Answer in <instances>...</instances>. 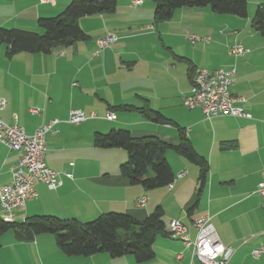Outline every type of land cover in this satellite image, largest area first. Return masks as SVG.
Wrapping results in <instances>:
<instances>
[{"label": "crops", "instance_id": "1", "mask_svg": "<svg viewBox=\"0 0 264 264\" xmlns=\"http://www.w3.org/2000/svg\"><path fill=\"white\" fill-rule=\"evenodd\" d=\"M131 0H117L114 13L79 20L88 40L71 47H57L50 54L19 53L6 57L0 45V98L7 100L2 120L32 135L51 120L60 123L45 136L47 167L61 177L51 191L36 183L37 198L14 213L22 223L31 216H54L85 223L109 213H123L141 220L156 207L163 210L166 232L172 220L185 226L191 240L192 222L209 216L220 242L230 247L228 264H264L263 199L255 194L264 180V36L256 34L250 20L262 0H247V19L218 15L209 7L178 9L166 22L154 24L153 4L131 7ZM70 0H0V27L38 31L37 21L61 13ZM254 6V8H250ZM106 34L117 38L94 56L96 40ZM191 35L201 39L190 43ZM239 44L249 53L234 58L229 48ZM182 60H181V59ZM235 68L230 94L245 99L243 109L250 119L219 116L206 119L198 108L187 109L183 97L190 93L192 72ZM148 107L174 124L145 120L138 112L119 111L115 121L105 120L110 107ZM37 108L39 115L29 109ZM71 110L97 118L78 125L66 123ZM122 129L134 138L156 137L175 146L178 129L195 152L207 162L204 185L199 168L172 150L165 158L175 180L172 187L145 190L120 175L127 154L122 149L93 146L95 133ZM19 154L0 144V186L9 183L10 170ZM145 197L143 207L137 199ZM245 241V243H244ZM154 257L136 263L132 256L111 258L106 253L68 257L51 234L19 239L12 230L0 236V264H200L181 241L158 235Z\"/></svg>", "mask_w": 264, "mask_h": 264}, {"label": "trees", "instance_id": "2", "mask_svg": "<svg viewBox=\"0 0 264 264\" xmlns=\"http://www.w3.org/2000/svg\"><path fill=\"white\" fill-rule=\"evenodd\" d=\"M149 1L153 4L154 24L170 20L176 10L184 8L209 7L218 15L248 18L247 0ZM116 5L117 0H70L58 15L40 18L37 21L38 31L0 27V45L5 46L7 58L19 53L50 54L57 47H71L77 42L88 40L79 26L81 18L112 14ZM250 26L256 34L264 36V1L257 5ZM119 111L138 112L145 120L155 124H174L159 112L151 110L145 100L144 105L139 108L128 105L110 107V112L114 114ZM178 139L179 143L172 146L156 137L134 138L126 130L112 129L104 134L95 133L93 146L100 149H122L126 152L127 160L119 169L120 175L131 185H139L145 190L167 187L173 181L174 174L165 158V152L172 150L199 168L198 179L203 186L207 174L206 160L195 152L181 129H178ZM10 230L23 240L38 234H51L57 247L68 257H89L99 253H106L111 258L130 255L136 263L152 260L155 238L158 235H168L161 207H156L141 220L116 212L102 214L85 223L54 216H31L22 223H7L0 218V236Z\"/></svg>", "mask_w": 264, "mask_h": 264}, {"label": "built area", "instance_id": "3", "mask_svg": "<svg viewBox=\"0 0 264 264\" xmlns=\"http://www.w3.org/2000/svg\"><path fill=\"white\" fill-rule=\"evenodd\" d=\"M53 1L41 0V3ZM129 5L131 7L140 6L142 0H131ZM188 39L192 44L201 40L209 41V39L194 36ZM116 40L117 38L113 34H106L96 40L94 56H98L101 51L109 48ZM249 52V49L239 44H234L229 48V55L234 58L245 56ZM234 83V67L214 71L196 69L192 78L190 93L183 97V104L187 109H200L206 119L219 116L250 119V116L243 109L245 99L230 94V88ZM6 105L7 100L0 98V144L19 154L20 159L16 166L10 170L9 183L0 186V218L4 222L13 223L15 222V211L24 208L28 201L37 198L36 183L44 184L47 189L53 191L58 187L62 176L69 179L72 176L64 172H55L49 169L45 163V136L47 133H55L54 127L60 122L56 119L51 120L40 126L32 135H27L21 127L7 125L3 122L2 112ZM29 113L39 115L40 111L37 108H31ZM96 118L95 113L86 114L81 110H71L68 113L66 123L78 125ZM115 119L116 116L113 112H107L105 120L115 121ZM185 175V171L179 173L168 187L171 188L175 180L181 179ZM254 192L264 201V180L256 185ZM145 203V197L136 201L139 207H143ZM192 225L196 231L194 240L189 238L185 226L175 220L169 223L168 235L181 241L184 247L189 249L192 258L200 264H228L232 251L230 247H226L220 242L210 217L207 215L198 217L192 222ZM262 253H264V247L252 251L255 258Z\"/></svg>", "mask_w": 264, "mask_h": 264}, {"label": "rangeland", "instance_id": "4", "mask_svg": "<svg viewBox=\"0 0 264 264\" xmlns=\"http://www.w3.org/2000/svg\"><path fill=\"white\" fill-rule=\"evenodd\" d=\"M264 0H262L261 2H263ZM250 8H254V6H252L251 7V4H250ZM256 9V7L254 8V10ZM1 28H3V27H1ZM192 36H194V37H197V38H200V36L199 35H191L190 37H192ZM118 130H122V129H118Z\"/></svg>", "mask_w": 264, "mask_h": 264}]
</instances>
